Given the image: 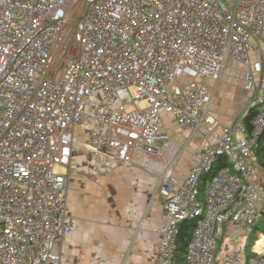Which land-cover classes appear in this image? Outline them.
I'll use <instances>...</instances> for the list:
<instances>
[{
	"label": "built area",
	"instance_id": "built-area-1",
	"mask_svg": "<svg viewBox=\"0 0 264 264\" xmlns=\"http://www.w3.org/2000/svg\"><path fill=\"white\" fill-rule=\"evenodd\" d=\"M230 61L244 66L246 91L259 78L257 137L264 0H0V264L61 262L57 245L76 224L64 194L79 144L98 164L157 178L166 220L153 230L159 264H173L179 226L193 218L186 262L215 264L225 227H251L260 215L253 142L241 123L224 128L180 179L188 145L173 139L164 117L192 137L208 131ZM222 157L233 167L214 176L201 202L200 180ZM244 258L235 251L230 264ZM251 264H264V252Z\"/></svg>",
	"mask_w": 264,
	"mask_h": 264
},
{
	"label": "crops",
	"instance_id": "crops-1",
	"mask_svg": "<svg viewBox=\"0 0 264 264\" xmlns=\"http://www.w3.org/2000/svg\"><path fill=\"white\" fill-rule=\"evenodd\" d=\"M246 70L230 61L216 88L211 108L215 124L192 137L181 131L174 119L165 114L166 129L173 139L188 145L175 174L185 179L194 164V153L223 136V129L242 124L252 107L259 87L244 89ZM213 88L216 87L209 83ZM255 177L262 185L257 207L264 208V170L252 160ZM76 224L70 235L60 239L56 252L59 264H159L160 236L153 232L166 224L163 198L155 176L136 166L109 162L98 164L86 149L79 150L68 169L64 194ZM250 227L228 224L219 244L215 264H230L233 252L246 257ZM264 252V234H259L253 247L254 258ZM253 259V258H252ZM252 262V260H251ZM246 264V258L244 262ZM251 264V263H250Z\"/></svg>",
	"mask_w": 264,
	"mask_h": 264
},
{
	"label": "trees",
	"instance_id": "trees-1",
	"mask_svg": "<svg viewBox=\"0 0 264 264\" xmlns=\"http://www.w3.org/2000/svg\"><path fill=\"white\" fill-rule=\"evenodd\" d=\"M256 111L250 109L247 115L243 120V125L246 128V137L248 140L253 142V160L264 170V131L261 135L254 137L253 136V126L252 122L255 118ZM232 164L227 157H222L218 160L214 168L206 173L200 180V200L201 202L205 201L206 190L208 185L212 181L217 173L224 169H232ZM198 218L188 219L182 222L179 226V236L176 243V250L173 257V264H187L186 254L188 250L189 243L192 240L194 231L197 226ZM249 242L246 247V264H250L252 258L255 257V254L252 253V247L258 238L259 234H264V208L260 210V215L257 222L250 227Z\"/></svg>",
	"mask_w": 264,
	"mask_h": 264
},
{
	"label": "rangeland",
	"instance_id": "rangeland-1",
	"mask_svg": "<svg viewBox=\"0 0 264 264\" xmlns=\"http://www.w3.org/2000/svg\"><path fill=\"white\" fill-rule=\"evenodd\" d=\"M92 104V102L90 103ZM84 134H85V131L82 127L78 128L77 131H76V138H77V141L82 143L83 142V138H84ZM83 150V147L80 146V144L78 146L75 147V150H74V156L76 153L79 152V150ZM74 158V157H73ZM258 202V200L256 201V203Z\"/></svg>",
	"mask_w": 264,
	"mask_h": 264
}]
</instances>
